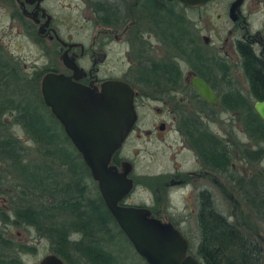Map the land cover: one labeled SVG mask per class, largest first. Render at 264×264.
Listing matches in <instances>:
<instances>
[{
    "label": "flooded vegetation",
    "instance_id": "flooded-vegetation-1",
    "mask_svg": "<svg viewBox=\"0 0 264 264\" xmlns=\"http://www.w3.org/2000/svg\"><path fill=\"white\" fill-rule=\"evenodd\" d=\"M246 1L234 12V21L229 17L228 9L232 42L225 40L224 48L213 47L209 38L201 37V30H196L194 22L189 20L193 36L191 45L204 57V63L197 66L170 52L165 39V17L160 18L162 34L144 17L143 5L151 2L162 8L165 0H75L86 7L79 10V4H74L77 14L73 21L70 20L71 14L64 16L70 5H62L59 0H0V63L6 75L10 76L15 70L19 77L28 76L22 61L4 45L8 29H15L19 37L31 41L29 46L36 49L44 62L41 68L35 67V72L31 73L39 75L38 91L41 79L49 73L61 74L71 78L73 83L91 89L99 90L109 81H121L131 87L137 120L124 145L131 137L155 140L164 147L170 143L168 149L171 153L167 154V160L173 168L158 177L160 180L156 178L151 187L142 183L140 187L150 193L149 197L134 205L126 203V200L134 195L137 180L145 181L149 176L140 178L133 164L116 154L117 170L121 171L123 162L129 163L131 173L128 177L133 183V190L119 205L148 209L151 217L171 223L179 231L178 223L172 219L174 215L171 212L175 210L171 202L172 190L186 192L188 198L194 197L196 201L200 195L212 198L214 188L227 190L229 167L223 155L228 146L224 136H216L213 130L216 125L219 128L223 124L225 115L238 118L239 111H234L237 99L252 103L253 110L256 103L264 101L251 99L258 91V83L262 89L264 86V33L260 30L253 33L251 14L244 10ZM6 18L10 22L8 28L2 23ZM82 37L87 39L84 41ZM64 56L81 69L77 80L73 78V72L64 67ZM112 60L119 63L118 66L125 60L129 67L123 70L111 66ZM24 77L21 81L28 80ZM194 78L209 86L217 100L216 107L200 98L191 84ZM144 121L150 124L147 129L143 128ZM210 138L219 141L222 158L215 164L212 158L202 159L196 150L199 148L205 155L200 143L207 147ZM220 176L226 184L218 183ZM197 207L198 201L196 212ZM8 219L6 216V221L14 222ZM11 223L3 228L26 230ZM4 229L0 232V240L9 246L5 252L7 259L13 258L23 264L20 256L27 253L22 248L28 247L22 242L7 239L3 235Z\"/></svg>",
    "mask_w": 264,
    "mask_h": 264
},
{
    "label": "trees",
    "instance_id": "trees-1",
    "mask_svg": "<svg viewBox=\"0 0 264 264\" xmlns=\"http://www.w3.org/2000/svg\"><path fill=\"white\" fill-rule=\"evenodd\" d=\"M144 17L161 33L165 17L167 43L170 52L183 58L187 63L201 65L204 57L194 48L191 23L187 16L191 10L177 0H165L161 8L148 2ZM190 15V14H189ZM162 34V33H161ZM202 59V60H201ZM0 63V164L10 168L15 178L16 203H11L10 218L0 213V221L11 223L17 228L33 230L39 239L49 242L51 254L65 264H144L134 252L128 239L123 235L114 219L103 205L97 185L63 133L51 112L45 107L38 91L39 75L19 77L13 70L11 75ZM14 67V65H12ZM38 76V77H37ZM36 78V79H35ZM263 84V81H261ZM258 83L252 101L264 99L263 89ZM234 111H239L237 121L249 142L260 146L257 150L244 149L242 159L258 162L264 159V123L254 113L252 103L237 99ZM13 118L12 127H20L27 139L36 146L38 163H30L24 148L12 135L4 118ZM197 152L202 159L219 161V141L210 138V144L200 143ZM228 146V145H227ZM196 148V147H195ZM228 146L223 155L229 167L227 180L232 187L241 191L240 198L247 209L264 222V168L257 177L243 183L241 178H233L230 163L233 159ZM113 164H117L115 156ZM195 217L199 244L191 253L200 264H263L260 244L247 237L236 225L231 224L214 206V200L200 195ZM11 202H14L11 201ZM9 246L0 240V264H20L5 255ZM24 253H32L31 248H22Z\"/></svg>",
    "mask_w": 264,
    "mask_h": 264
},
{
    "label": "water",
    "instance_id": "water-1",
    "mask_svg": "<svg viewBox=\"0 0 264 264\" xmlns=\"http://www.w3.org/2000/svg\"><path fill=\"white\" fill-rule=\"evenodd\" d=\"M185 7H201L212 0H177ZM244 0H234L229 17ZM63 65L77 80L81 69L63 57ZM200 98L216 107L217 100L209 86L198 78L191 82ZM41 99L63 133L81 156L91 179L97 185L103 205L137 257L144 264H200L188 254L190 244L171 223L151 217L148 209L121 206L119 203L133 190L129 179L130 164L123 162L121 171L113 164L136 122L133 90L119 81H109L98 89L83 87L61 74H46L41 79ZM254 112L264 123V101L254 105ZM39 264H65L56 255H46Z\"/></svg>",
    "mask_w": 264,
    "mask_h": 264
},
{
    "label": "rangeland",
    "instance_id": "rangeland-1",
    "mask_svg": "<svg viewBox=\"0 0 264 264\" xmlns=\"http://www.w3.org/2000/svg\"><path fill=\"white\" fill-rule=\"evenodd\" d=\"M56 1V0H53ZM62 5L69 4V10H65L64 16L71 14V21L75 18L77 10L74 11L73 6L76 3L75 0H59ZM232 0H212L211 2L197 7L195 10H191L188 14L187 19L192 20L196 26V30H201V37H208L213 43V47L224 48L225 40L232 42L229 32L232 30V25L227 18L228 6ZM78 9L82 10L86 6H82L79 2ZM244 10L250 12L252 21V31L260 30L264 33V0H247L244 5ZM74 11V12H73ZM8 15V14H7ZM6 15V16H7ZM3 25L6 28L10 26L8 18L3 19ZM83 38V37H82ZM84 37L82 40H86ZM4 45L10 50V53L17 59L22 61V64L26 67V71L30 76L33 74L34 68H41L44 65L42 59L36 49L30 45L31 41L26 38H21L17 35V31L8 29L7 36L4 39ZM118 66L119 63H115L113 60L110 65L119 67L123 70L129 66L125 60ZM118 68V69H119ZM35 72V71H34ZM142 111L140 110V115ZM150 115L149 112L146 113ZM223 124L220 125V129L216 125L213 132L216 136L223 137L227 145L231 149L232 161L230 163L231 172L233 178H242L243 183L257 177L259 181V172L264 168V159L258 162H248L242 159L240 155L242 150L245 148L249 151L257 150L260 148L258 145L249 142L248 138L242 132V126L236 118L233 119L232 115H225L222 117ZM5 125L9 126V135H12L15 140L18 141L19 145L24 148L26 159L30 163H38L39 157L36 155L37 148L33 145L27 137L23 134L20 127L11 125L13 118H4ZM150 124L144 121L143 128L147 129ZM170 143L164 145L158 143L155 140L147 141L144 137L140 140L137 137H131L128 142L121 148L118 157L124 161L131 162L135 168L136 175L140 178L149 176L148 180L142 181L137 180L138 186L135 188L134 195L131 196L130 200H126V203L138 204L139 201H146L149 197V192L144 188H141L142 183H146L149 187L153 186V181L161 175L171 172L173 166L167 160V154L171 153L168 149ZM159 179V178H158ZM218 179V183L223 185L226 181L221 178ZM160 180V179H159ZM15 178L12 177V173L9 167L0 164V213L2 215L10 216L11 203H16L15 199L17 196V190L15 188ZM226 184V183H225ZM232 184V183H231ZM229 185L226 186L227 190L215 189L212 199L214 200L215 209L224 215L227 220L236 225L248 238L257 241L263 251V264H264V222L261 219H257L249 209H247L244 201L240 198L241 191L237 188ZM14 202H11L13 201ZM172 204L175 206L173 213V222L178 223L179 231L184 234L190 244L191 253L195 251L196 246L199 244V235L197 233V223L195 222L196 217V206L197 201L194 197H189L186 192L172 190ZM11 218L9 217L8 220ZM166 223V222H164ZM7 224L0 221V232L4 229L3 226ZM3 235L7 239H11L17 243H24L28 248H31L32 253L21 254L20 261L23 264H39V261L46 255L52 253L50 251L49 242L45 239H39L33 230L15 229L9 227L4 229ZM190 253V254H191Z\"/></svg>",
    "mask_w": 264,
    "mask_h": 264
}]
</instances>
